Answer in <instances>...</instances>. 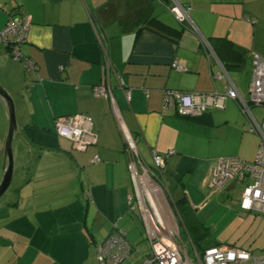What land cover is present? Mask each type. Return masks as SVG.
Segmentation results:
<instances>
[{
    "label": "crops",
    "instance_id": "crops-1",
    "mask_svg": "<svg viewBox=\"0 0 264 264\" xmlns=\"http://www.w3.org/2000/svg\"><path fill=\"white\" fill-rule=\"evenodd\" d=\"M173 4L190 7L189 24L174 19ZM10 16L29 18L19 50L36 72L25 73L0 42V86L31 146L0 198V264H96V246L117 230L132 247L120 264H140L150 242L139 209L128 204L134 188L122 131L134 140L140 166L155 174L164 224L181 248L184 240L191 245L189 264H197L192 240H206L202 250L223 245L218 231L244 214L241 187L233 181L213 192L206 178L218 158L253 161L260 139L250 128L263 108L248 103L244 114L224 98L221 110L180 117L162 109L163 92L224 94L231 85L248 101L253 56L264 61V0H0V31ZM151 18L173 31L147 25ZM211 38L231 41L244 63L225 71ZM96 87H108L111 100L94 97ZM73 115L92 123L95 143L84 151L54 131ZM7 126L0 104V181ZM169 151L153 170L152 153ZM27 153L17 139L13 166Z\"/></svg>",
    "mask_w": 264,
    "mask_h": 264
},
{
    "label": "built area",
    "instance_id": "built-area-1",
    "mask_svg": "<svg viewBox=\"0 0 264 264\" xmlns=\"http://www.w3.org/2000/svg\"><path fill=\"white\" fill-rule=\"evenodd\" d=\"M169 11L180 24H189L190 7L173 4ZM29 24L27 16H10L0 31V42L9 49L10 57L21 64L25 73H35V64L29 58L23 57L19 50L25 43ZM171 66L178 72L184 71L176 63ZM218 77V74H214V79ZM248 94V101L240 99L231 85L224 88V94L212 95L165 90L162 109L171 110L180 117L200 116L208 109L221 110V100L224 98L236 101L244 114L248 113V103L263 108L261 122L250 128V132L257 133L260 139L253 161L246 162L235 157L216 159L206 178V185L209 190L219 192L234 181L241 187L237 200L239 210L244 214L264 216V61L257 55L252 59ZM93 95L111 100L108 87L94 88ZM91 129V121L81 115L69 116L54 124L57 137L70 141L77 151H84L87 146L95 143ZM122 134L130 156L127 170L134 188V195L128 198V204L136 205L139 209L150 242V253L142 258L140 264H189L186 252L175 239L174 230L164 224L159 214L157 199L161 192L154 181L155 174L140 166L134 140L128 133L122 131ZM172 154L173 151L166 155L152 153L153 170L160 171L165 159ZM97 161L95 156L92 162ZM95 250L96 264H120L129 259L132 253L131 245L120 230L98 244ZM194 255L197 264H264V258L253 257L248 251L233 246H212L204 249L201 254Z\"/></svg>",
    "mask_w": 264,
    "mask_h": 264
},
{
    "label": "rangeland",
    "instance_id": "rangeland-1",
    "mask_svg": "<svg viewBox=\"0 0 264 264\" xmlns=\"http://www.w3.org/2000/svg\"><path fill=\"white\" fill-rule=\"evenodd\" d=\"M243 215H239L233 221L227 223L225 228L219 230L218 240L224 246H236L248 251L253 257L264 258V216L248 214V217H244ZM183 243L182 249L189 255L192 247L191 245L188 246L186 240ZM198 244L204 246L206 240H201ZM194 253L197 252L193 251Z\"/></svg>",
    "mask_w": 264,
    "mask_h": 264
},
{
    "label": "water",
    "instance_id": "water-1",
    "mask_svg": "<svg viewBox=\"0 0 264 264\" xmlns=\"http://www.w3.org/2000/svg\"><path fill=\"white\" fill-rule=\"evenodd\" d=\"M0 104L4 110L7 118V133L5 136L4 147H3V170L2 178L0 181V198L4 195L11 182H13V175L15 168H21L29 159L31 146L21 136L18 125L16 124L14 107L11 98L0 86ZM17 139H21L22 142L28 147V153L20 159L13 166V149ZM20 176V173H19Z\"/></svg>",
    "mask_w": 264,
    "mask_h": 264
},
{
    "label": "trees",
    "instance_id": "trees-1",
    "mask_svg": "<svg viewBox=\"0 0 264 264\" xmlns=\"http://www.w3.org/2000/svg\"><path fill=\"white\" fill-rule=\"evenodd\" d=\"M147 25L154 26L157 30L159 29L165 32L173 31V29L165 26L154 18L149 19V21H147ZM208 46L225 71L232 68H239L245 61V54L236 49L234 44L225 38H211L208 40ZM182 201L183 200H180V202ZM201 240L203 239L192 240L193 246L200 254L203 250L198 245V242Z\"/></svg>",
    "mask_w": 264,
    "mask_h": 264
}]
</instances>
